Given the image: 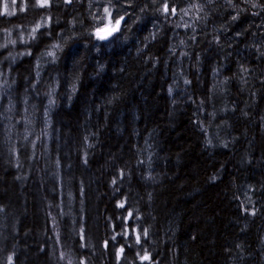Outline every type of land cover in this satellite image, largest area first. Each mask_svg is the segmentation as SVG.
I'll return each mask as SVG.
<instances>
[{
	"label": "trees",
	"instance_id": "obj_1",
	"mask_svg": "<svg viewBox=\"0 0 264 264\" xmlns=\"http://www.w3.org/2000/svg\"><path fill=\"white\" fill-rule=\"evenodd\" d=\"M191 2L178 68L159 0L118 42L83 2L0 0V264H264V0Z\"/></svg>",
	"mask_w": 264,
	"mask_h": 264
},
{
	"label": "rangeland",
	"instance_id": "obj_2",
	"mask_svg": "<svg viewBox=\"0 0 264 264\" xmlns=\"http://www.w3.org/2000/svg\"><path fill=\"white\" fill-rule=\"evenodd\" d=\"M75 1L83 2L84 4H86V10L88 13L87 15L95 19V21L97 22L96 26L98 28H104L106 26L113 27L115 26L116 19H118L120 16L127 17L128 22L126 23L124 22L120 31L116 34V36L112 38L113 40H115L114 42H118L122 38L127 37V33L129 29L132 26H134V24L136 23L135 19H137L136 16L138 14L134 9V1L137 0H112V3L110 4L109 7L112 14L111 18H109L108 15L104 12L105 6L103 5L105 4V2H107V0H75ZM159 2L161 3V6L167 4V7L169 9L167 14L171 17L172 16L177 17V21L175 23H177L179 27L178 32L174 31V33L171 36L170 55L172 56V59L170 61L176 67H178V65L179 66L182 65L183 62L184 64H189L192 59L193 46L197 43L196 35L199 33L198 31L201 28L204 29L208 28L206 24V20L201 17L200 10L196 9V7L192 4L191 0H159ZM131 7H133L132 10H130ZM173 8L176 9L175 14H173L171 11ZM150 11L151 10L147 12ZM126 13L128 14L126 15ZM163 13L166 12L163 11ZM109 19L111 20V23H109ZM231 24L232 26H235L236 21L232 20ZM90 29H91V25H90ZM94 29L95 27L93 28L92 31H90L92 34ZM225 33L226 31H224L223 34ZM59 37H64V35L60 34ZM88 37L91 38L94 36H88ZM229 37L227 36V39ZM67 41L70 42L68 39ZM83 43L86 44L85 47H92L96 51H98V49H100L101 47H106V44L103 45L102 44L103 42H98V41H95L94 43L92 42L91 43L83 42ZM56 48L57 47H53L52 51L54 52ZM44 59H46V57ZM177 77L179 79L181 78V76L177 75L175 81H173V86L175 90L179 91L180 90L179 87L183 86L184 84L182 85L178 84ZM240 84H242L241 81Z\"/></svg>",
	"mask_w": 264,
	"mask_h": 264
},
{
	"label": "snow or ice",
	"instance_id": "obj_3",
	"mask_svg": "<svg viewBox=\"0 0 264 264\" xmlns=\"http://www.w3.org/2000/svg\"><path fill=\"white\" fill-rule=\"evenodd\" d=\"M39 2L41 4V6H45V5L48 4V0H39ZM107 2L109 4H111L112 0H107ZM6 7L7 6H5V9H6ZM163 11L166 12V13L169 11V9L167 7V4L164 5ZM171 11H172L173 14H175L176 9L173 8ZM104 12L108 15L109 18H111L112 14H111V11H110L109 8L105 7L104 8ZM233 19H235V17H233ZM122 20H124V17L120 16L118 19H116L115 26H113V27H107L106 26L104 28H97L96 33H95L97 39H99V40H108L109 37H112L113 33L118 32L120 30L119 26H120ZM109 23H111L110 19H109ZM37 28H39V25H37ZM33 31L35 32V29ZM55 47H59V45H55ZM48 54L49 55H55L54 53H48ZM185 83H188V81H185ZM169 91L171 92V89H169ZM50 103H51V101H50ZM121 207H123V204H121ZM129 215H131V213H129ZM143 235L147 236V231H145L143 233ZM139 239H140V236L137 235V241L138 242H139ZM121 251H123V249H121ZM141 259L142 260H147V259H149V257L147 255H145V256L141 257Z\"/></svg>",
	"mask_w": 264,
	"mask_h": 264
},
{
	"label": "bare ground",
	"instance_id": "obj_4",
	"mask_svg": "<svg viewBox=\"0 0 264 264\" xmlns=\"http://www.w3.org/2000/svg\"><path fill=\"white\" fill-rule=\"evenodd\" d=\"M123 24V23H122ZM122 24H121V26L119 27L120 29H121V27H122ZM117 32H115L114 33V35L116 34ZM114 35L111 37V38H109L108 40H102V41H109L110 39H112L113 37H114Z\"/></svg>",
	"mask_w": 264,
	"mask_h": 264
},
{
	"label": "water",
	"instance_id": "obj_5",
	"mask_svg": "<svg viewBox=\"0 0 264 264\" xmlns=\"http://www.w3.org/2000/svg\"><path fill=\"white\" fill-rule=\"evenodd\" d=\"M122 23H123V20L121 21V24H122ZM121 24H120V26H121ZM120 26H119V27H120ZM96 30H97V29H96ZM96 30H95V33H96ZM113 35H114V33H113ZM109 38H111V37H109Z\"/></svg>",
	"mask_w": 264,
	"mask_h": 264
}]
</instances>
